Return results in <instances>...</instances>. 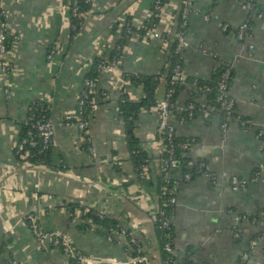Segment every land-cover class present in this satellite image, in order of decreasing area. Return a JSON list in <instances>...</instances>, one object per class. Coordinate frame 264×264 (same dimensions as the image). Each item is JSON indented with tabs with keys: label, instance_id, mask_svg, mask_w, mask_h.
Masks as SVG:
<instances>
[{
	"label": "crops",
	"instance_id": "0c3cea01",
	"mask_svg": "<svg viewBox=\"0 0 264 264\" xmlns=\"http://www.w3.org/2000/svg\"><path fill=\"white\" fill-rule=\"evenodd\" d=\"M149 1L92 0L91 13L72 41L61 0H1L9 29L18 39L9 50L13 69L3 73L0 63V264L11 259L19 264H71L60 250L37 245L27 226L30 213L38 216L43 228L67 232L76 247L94 258L93 264L125 262L122 248L106 233H97L96 225L77 227L80 215L71 217L66 209L71 203L116 219L139 240L151 262L160 260L154 225L156 170L152 166L151 179L145 181L133 172L123 124L116 118V101L122 86L133 100H139L142 88L124 82L122 76L166 70L170 47L158 38L131 35L121 40L117 67L100 72L97 80V92L103 95L88 126L93 152L82 147L76 127L65 120L74 114L93 58L119 46L122 28H113L115 18L125 11L134 25H140L149 16ZM242 3L194 0L188 15L184 74L209 79L229 64L234 111L253 121L247 129L233 121L222 130L217 116L182 121L176 112L170 118L177 137L196 139L186 157L205 160L216 177L215 183L206 175L181 182L179 169L169 174L180 181L171 218L177 257L189 255L196 264L264 263V219L249 220L264 208V151L257 136L258 130L264 131V0H254L249 11ZM178 7L179 0H169L160 15V29L174 30ZM249 20L250 33L237 39L236 28ZM51 48L56 53L49 58ZM163 94L161 81L155 92L157 102ZM187 97L182 91L177 106L185 104ZM38 101L48 105L55 125L51 161L40 169L24 168L15 144L30 106ZM158 119L156 108L141 110L135 129L152 158L157 156L151 141ZM231 176L251 180L246 188L233 190ZM240 214L246 219L236 221ZM258 233L261 237L253 239Z\"/></svg>",
	"mask_w": 264,
	"mask_h": 264
},
{
	"label": "built area",
	"instance_id": "2783aa9c",
	"mask_svg": "<svg viewBox=\"0 0 264 264\" xmlns=\"http://www.w3.org/2000/svg\"><path fill=\"white\" fill-rule=\"evenodd\" d=\"M92 0H85V2H90ZM194 0H179V7L176 11L177 14L180 12V7H181V17L182 20L180 22V26L178 29L174 28V30L170 29H160L158 26L152 27V28H147L145 29L142 37H139V34L136 32H133V36H138L139 38L143 40H148L152 38H158V39H163L164 40V47H170L169 52H173L179 56L180 59L184 60V53L185 50L189 46V41L186 38V29H187V24H188V15L190 13V8L192 7ZM1 2V0H0ZM169 2V1H168ZM168 5V4H167ZM166 5V6H167ZM243 7L247 9L248 11L251 10V8L254 5V0H243L242 3ZM165 7V6H164ZM162 6V3L160 0H156L154 4V9L156 11H160V15L164 9ZM61 8L63 12H65L68 16H83L85 18L87 15L79 12L78 5L76 0H73L71 3V10L67 5H62L61 3ZM176 14V16H177ZM151 12L149 11V16L150 17ZM261 15L259 14L258 17ZM206 17V16H204ZM119 18V23H120V28L122 30H129L130 23L136 27L140 28L142 24L140 25H134L132 18L128 19L125 17V14L123 16L118 17ZM147 18V19H148ZM146 19V20H147ZM74 28V26H71L69 23V31ZM223 30H226V25L222 27ZM251 25H249L248 21L242 22L235 31V35L237 39L243 40L245 39L248 34L247 32L250 31ZM79 33L75 34L72 36L73 39H75L78 36ZM8 35H13V42L8 45ZM70 36V32H69ZM169 37V39H168ZM18 39V36H16L12 31L9 29L8 23H7V16L6 12L3 8V6H0V63H1V70L3 73H7L13 69V64L11 60V55H10V48L12 47V44L16 42ZM174 43L173 49L171 48V45ZM9 46V47H8ZM251 48V46H250ZM117 51H121V47L117 46ZM54 53H56L55 48H51L49 52V58H52L54 56ZM118 64V56H113L110 59H103L101 63H99V69L100 71H112L117 67ZM221 80L218 81V89L221 91V93L218 94L216 97V100L223 105L225 109V114L224 117H221L219 114L216 116L219 117L220 120V126L222 130H225L229 124L233 121L237 122L239 126H241L243 129H247L249 126H252L253 121L251 119H240L238 117H235L233 120L231 118L232 113L234 112V103L235 100L232 97V95L227 91L226 88V83L224 79L228 76V69L225 70L221 74ZM185 77V74L183 72V64H177L174 68V74L170 80V84L173 85L176 82H183V79ZM124 82H128V79L125 78L123 79ZM163 81V86L165 83L164 80V75L161 74L160 77V82ZM207 90L210 88L208 86L205 87ZM87 89L89 92H92L95 90L94 82L92 79L89 78H83L77 99H76V107L74 109V114L72 116H68L65 120H71L74 118V121L70 122L72 125H74L77 129L78 132V139L80 140L81 144L82 141H84V133L89 134L88 132V126L90 123V120H92L94 109L98 105L97 99L99 100L100 95H103V91L97 92V89L95 90L96 96L95 98L90 102L89 106L92 109L93 113L87 120L84 119V97L87 96ZM174 89L171 86L167 90L164 87V94L161 100L157 102V104L151 108H156L158 112V125H157V130L155 135L152 137L151 144L153 148L155 149L157 153V161H158V167L159 171L166 173L168 175L171 172V170L179 169L180 165L177 162L176 158L173 157L174 153V142H173V137L175 133L174 126L171 122V116L173 114L174 110H177V112H185L186 119L181 118L182 121L184 120H192L194 115H193V109H194V104L188 103L187 105L183 104L181 106H177L176 102L173 103L171 101V97L174 93ZM200 96V95H199ZM198 96V97H199ZM199 105L202 108L201 114L199 115L201 119L208 120L212 118V114L209 110V105L207 102H205L202 97H199V100L197 101ZM34 115H26L22 122V126L26 128L24 136H22L18 141H16L15 144V154L17 158L22 162V165L24 168H42L45 165L44 164H37V163H32L30 159L34 156V152L32 151L33 148L37 146V141H41V147L47 148L49 144H53L52 137L54 135V122L51 119L48 120H39L35 119ZM257 136L262 142V147L264 151V131L263 130H258L257 131ZM88 143H90V137L87 138ZM194 142V138H190L185 140L184 142L177 143L179 148L182 149H187L192 146ZM91 144L88 145L87 150H92ZM42 151V149L40 150ZM165 154L166 157H165ZM148 165L143 166L138 174H135L137 178H144L147 175V167L151 170L153 166V159L148 156ZM156 163V161H155ZM194 161H189L187 163L188 166H191L194 164ZM198 164V169L197 172H201L203 169L205 171L201 175H206L209 179V182L215 183L216 182V177L215 174L212 172L208 171L207 169V163L204 161H199L197 162ZM258 172V171H257ZM256 172V173H257ZM257 175V174H255ZM254 175V176H255ZM190 177L189 173H182L181 174V181L182 180H188ZM176 179V178H175ZM172 186L167 187V186H162V193L168 195L167 202L171 203H176V195H174V191L179 188L180 181L179 179H176ZM251 179L248 178H240L236 176H231L229 179L230 186L233 190H239V189H244L248 185ZM67 209V208H66ZM89 208H78L75 212L76 215L82 213L83 211H87ZM99 213L103 216L105 215L104 212L99 211ZM160 215L163 216L165 215L164 211H160ZM242 219H246V216L244 215H236L235 220L240 221ZM264 219V211L260 213V217L258 219L254 218L251 220L252 222H258ZM26 221H27V226L28 229L30 230L31 234L33 235V238L35 242L37 243L38 246L43 247V246H49L54 249H58L64 254L68 259L69 262L72 261L73 264H93L94 263V258H92L90 255H87L83 253L78 247H76L70 237V235L67 232L61 231V230H47L43 228L39 222L38 216L36 214H28L26 216ZM171 224V218H165L161 222V226L164 228H168L169 225ZM106 237L109 241H112L114 243H117L122 250L123 253L126 256L125 262H117L116 264H124V263H132V264H177L176 261H172L171 259L165 262H162L161 260L157 262H151L147 255L142 251L140 245H139V240L123 225L118 223V226L114 229H109L106 232ZM135 246V248H134ZM165 250L171 251L170 250V245L169 243L165 244ZM134 253V254H133ZM244 258L247 257V254L243 255ZM7 264H19L15 259H11L7 262ZM264 264V263H263Z\"/></svg>",
	"mask_w": 264,
	"mask_h": 264
},
{
	"label": "trees",
	"instance_id": "16d2710c",
	"mask_svg": "<svg viewBox=\"0 0 264 264\" xmlns=\"http://www.w3.org/2000/svg\"><path fill=\"white\" fill-rule=\"evenodd\" d=\"M72 1L73 0H61V3L62 5H67L69 9L71 10ZM155 1L156 0L149 1V11L151 12L150 17L143 22L140 28H136L130 23L129 30H122L121 32L122 39L118 41L117 45L121 47V44H122L121 40L123 39L125 40L126 38H129L133 32L138 33L139 37H142L145 29L152 28L158 25L159 20H160V11H156L154 9ZM168 1L169 0H160L163 7L168 4ZM76 2L78 5L79 12L85 15H88L91 13V8H90L91 3L90 2H85V0H76ZM0 6H1V2H0ZM123 13L125 14V17H127L128 19L131 18L130 15L125 13V11ZM84 19L85 18H83V16H80V17L79 16L73 17L71 15L69 16V23L71 24V26H74V28H72L69 31L70 40L73 41L74 39L72 38V36L80 32ZM181 20H182V17H181V7H180V12L179 14H177L176 19H175L174 28L178 29V27L180 26L179 24ZM248 23L249 25H251L250 20L248 21ZM112 24H113L112 26L114 29H117V27H120L118 16L115 18ZM249 33L250 31L247 32V34ZM7 39H8V45L10 46V44L13 42V35H8ZM173 47H174V43L171 45L172 49ZM118 53L119 52L117 51V49H114L107 55L102 54V55H98L93 58L91 64L89 65L84 75V78H89L93 80L95 90L97 89L96 84H97V80L101 72L99 69V63H101V61L105 58L110 59L115 55L118 56ZM183 61L184 60L180 59L177 54L171 52L169 53L168 67L166 68V70H161L162 72H160L159 74L152 75V74L128 73L129 75H127L126 73L125 75L122 76L123 79L127 78L129 83L134 84V85L135 84L139 85L142 88L141 98L139 100H133L128 95V93L124 90V86H122L121 91L116 101V104H117L116 118L118 121H121L123 124L125 143H126V147L129 150L128 160L135 174H138L140 169L143 166H146V164L148 165L147 159L149 156L146 150L142 146V141L138 138V136L135 133L137 119H138V116L141 110L149 109L157 104V101L155 98V92L160 84L161 74L164 75L165 89L167 90L168 88L172 86L175 91L171 97V101L173 103L176 102L178 95L182 91H184L188 96L187 100L185 101V105L191 102L194 104V109H193L194 117L199 116L202 111L201 106L197 102L199 100V97H202V99L205 102H207V104L210 107L209 110L213 117L216 116V114L217 115L219 114L221 117H224L225 109L223 105L220 104L216 100V97L218 96V94L221 93V91L218 89L217 84H218V81L221 80V77H222L221 74L225 70L228 69V76L224 79V81L226 83L227 91L229 92L231 78H232V67L229 64L222 66V68H219L218 73L217 74L215 73V75L209 79H203V78L191 77V76L185 75L183 82L178 81L175 84L171 85L170 80L174 74V68L177 64H183ZM206 86H208L210 89L207 90L205 88ZM95 90L92 92H89L87 89V96L83 98L84 99L83 117L85 120H87L89 116H91L93 113L89 104L96 96ZM234 109H235V103H234ZM176 112L177 110L173 111V113H176ZM178 113H179L178 117L180 119L181 118L186 119V115L184 111L178 112ZM31 114L35 116L34 117L35 119L48 120L50 119V108L45 102L38 101L30 106V109L27 115H31ZM235 117H238L243 120L250 119V118L237 115L234 111L231 116L232 120ZM69 121L70 122L74 121V118H72ZM25 131H26V128L22 126L17 141L22 136H24ZM83 135H84V141H82V147L87 149L88 145L90 144L87 141L89 134L83 132ZM190 138H193V137L180 138V137H177L176 134L173 137V142L175 145L173 157L176 158L177 162L180 165L179 170L181 174L182 173L190 174V177L188 180H182L181 182L191 181L192 179L200 176L205 171V169H203L201 172H197V169H198L197 162L201 160H191L190 158L186 157L185 154L187 153L189 148L182 149V148H179L177 145V143L184 142L185 140L190 139ZM194 142H196L195 138H194ZM41 149L42 151H40ZM52 150H53V144H49L47 148L43 149L41 147V141L38 140L37 146L33 148L32 150L34 152V156L32 157V159H30V161L32 163L48 165L50 164V161H51ZM166 155L167 154H165V157ZM156 158L157 157L152 158L153 166L156 170L154 171V176H155V181H156V193H157V203H156V210H155L154 225H155V230H156V237L159 241V246H160V260L162 262H165L171 259L172 261H176L177 264H196L192 262L191 260H189V255H185L181 257L180 259L177 257L178 254L174 246V233H173L172 224H170L168 228H164L161 226V222L163 221V219L172 218L175 212V207H176V203L167 202L168 195L162 193V186L170 187L177 180L174 177H171V176L168 177L166 173L159 171L158 161ZM189 161H194L195 163L192 164L191 166H188L187 163ZM202 161L206 163L205 160H202ZM149 173H150V169L149 167H147V175L144 178H138V179L140 181H145V179H147L148 177L149 179H151V177L149 176ZM149 183H151V180H149ZM176 193H177V189L174 191V195H176ZM85 207L86 206H83L77 203H71V204L66 205L67 211L71 217L74 216V213L76 214L75 211L78 208L82 209ZM160 211H164L165 215L161 216ZM262 211H264L263 207H261L258 210V212L255 213V215L250 216L249 220H253L254 218L258 219ZM79 215H80L81 220L79 224L77 225L78 228H85V227L96 225L95 231L99 234H105L109 229H114L118 226V222L116 219L108 217L106 214L102 216L99 213V211H96L92 208H89L87 211H85V213H82ZM259 237H261L260 233L256 234L253 239H256ZM166 243H169L171 251L165 250L164 247ZM70 263L73 264L72 261H70Z\"/></svg>",
	"mask_w": 264,
	"mask_h": 264
}]
</instances>
